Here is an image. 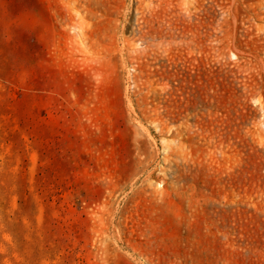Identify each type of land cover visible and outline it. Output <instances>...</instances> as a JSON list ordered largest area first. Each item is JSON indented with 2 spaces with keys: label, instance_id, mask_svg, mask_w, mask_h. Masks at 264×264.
Masks as SVG:
<instances>
[{
  "label": "rangeland",
  "instance_id": "obj_1",
  "mask_svg": "<svg viewBox=\"0 0 264 264\" xmlns=\"http://www.w3.org/2000/svg\"><path fill=\"white\" fill-rule=\"evenodd\" d=\"M0 264H264V0H0Z\"/></svg>",
  "mask_w": 264,
  "mask_h": 264
}]
</instances>
